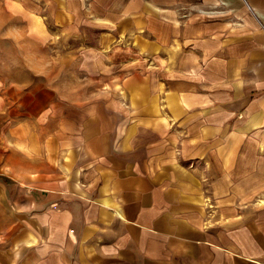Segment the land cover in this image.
Returning <instances> with one entry per match:
<instances>
[{
    "label": "crops",
    "instance_id": "obj_1",
    "mask_svg": "<svg viewBox=\"0 0 264 264\" xmlns=\"http://www.w3.org/2000/svg\"><path fill=\"white\" fill-rule=\"evenodd\" d=\"M7 5L106 87L0 77V264H264V0Z\"/></svg>",
    "mask_w": 264,
    "mask_h": 264
},
{
    "label": "rangeland",
    "instance_id": "obj_2",
    "mask_svg": "<svg viewBox=\"0 0 264 264\" xmlns=\"http://www.w3.org/2000/svg\"><path fill=\"white\" fill-rule=\"evenodd\" d=\"M6 0H0V77L9 81L27 80L33 76L35 87H48L59 99L85 101L92 98L105 85L104 77L87 72L83 55L85 46L100 34L81 29L77 36L59 33L55 39L41 34L34 35V42L25 34L10 30L16 22ZM183 14L180 18H186ZM85 65V66H84ZM87 67V66H86ZM91 76V77H90Z\"/></svg>",
    "mask_w": 264,
    "mask_h": 264
}]
</instances>
